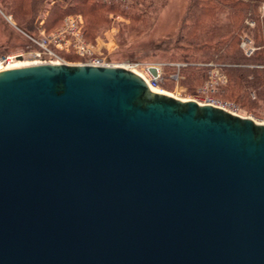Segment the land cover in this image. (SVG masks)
I'll use <instances>...</instances> for the list:
<instances>
[{"label":"water","instance_id":"95a60500","mask_svg":"<svg viewBox=\"0 0 264 264\" xmlns=\"http://www.w3.org/2000/svg\"><path fill=\"white\" fill-rule=\"evenodd\" d=\"M0 264H264V124L119 66L1 70Z\"/></svg>","mask_w":264,"mask_h":264},{"label":"rangeland","instance_id":"374dc122","mask_svg":"<svg viewBox=\"0 0 264 264\" xmlns=\"http://www.w3.org/2000/svg\"><path fill=\"white\" fill-rule=\"evenodd\" d=\"M96 1L107 5H118L119 10H138L136 12L140 14L138 15L140 19L131 20L118 12H102L101 22L96 25L95 30L91 31L86 28L83 15L78 12H68L57 24L47 29V19L53 7L67 9L70 7L69 5H72V0H42L33 13L30 26L26 27L18 24V21L6 14L0 7V53H28L35 49L30 37H37L42 33L49 35L63 30L66 17H79L82 21L81 33L91 47V56L98 57L109 65L123 67L139 74H142L146 65L157 66L160 71L159 89L170 96L203 103L205 96L202 89L207 88L208 94L214 98L236 104L241 116L250 117L256 122H263L264 102L262 100L256 106L250 107L223 93L222 89L226 85L228 87L229 84L228 75L224 73L223 69L225 64L214 59L204 61L203 58L196 57L199 54L189 57L186 52L175 49L187 0H166L162 1L163 4L155 0L150 9H147L146 4H142L139 0ZM245 21L246 29H242L236 36L237 49L242 54L239 47V36L245 34L253 40L252 34L248 30L255 27L254 22L253 26L249 27L246 26ZM254 43L256 44L255 41ZM173 52L175 54H172ZM23 61L31 63L33 56L24 54ZM55 61L75 65L79 64L81 59L70 47L68 51H59ZM133 64H137V67H133ZM249 67H253V65H249ZM191 68L203 70L205 76L190 80ZM249 96L254 99V91H250Z\"/></svg>","mask_w":264,"mask_h":264},{"label":"trees","instance_id":"16d2710c","mask_svg":"<svg viewBox=\"0 0 264 264\" xmlns=\"http://www.w3.org/2000/svg\"><path fill=\"white\" fill-rule=\"evenodd\" d=\"M139 1L150 9L155 0ZM156 1L163 4L166 0ZM41 2L42 0H0V7L18 24L26 27L30 26L33 13ZM72 2L64 10L53 7L47 19V29L57 24L68 12L83 15L86 28L91 31L101 22L102 12H118L131 20L140 19V14L136 12L138 10H119L118 5L102 4L96 0ZM262 2L264 0H187L179 28L178 44L175 46V49L186 52L189 57L199 54L196 57L203 58L204 61L214 59L225 64L223 69L228 75L229 84L222 89L223 93L250 107L256 106L260 100L264 102V68L258 67L264 65V17L258 14ZM244 20L255 23V27L248 32L252 34L257 46L261 47L251 57L244 56L237 49V33L246 29ZM202 75L205 76L203 70L191 68L190 80L200 79ZM250 91H254V99L249 96Z\"/></svg>","mask_w":264,"mask_h":264},{"label":"built area","instance_id":"2783aa9c","mask_svg":"<svg viewBox=\"0 0 264 264\" xmlns=\"http://www.w3.org/2000/svg\"><path fill=\"white\" fill-rule=\"evenodd\" d=\"M260 16L264 17V2L260 4L259 11ZM65 27L63 30L58 32L50 33L49 35H44L42 32L41 35L37 37H30L31 42L34 44L35 49L29 51L28 53L33 56L32 64H42V63H52L59 64V61H55L58 58L59 51L69 50L70 47L74 49L76 54L80 57L81 61L79 64L83 65H98V66H113L109 65L106 62L104 63L100 58L91 56V47L84 40V37L81 33V18L77 17H66L64 19ZM246 26L252 27L253 21L246 20ZM239 47L242 50L243 54L246 57H251L257 50L261 47L257 46L254 41L248 37L247 35L239 36ZM264 51V46L262 47ZM24 54H1L0 53V69L5 70L7 67L13 66L17 63L24 62L23 55ZM26 62V61H25ZM30 63V62H29ZM31 64V65H32ZM137 67V64H133V67ZM155 68L156 76H153L150 72V68ZM259 68H264V65L258 66ZM146 75L148 78V86L151 88L159 89L160 82V71L157 66L146 65L141 72ZM204 93V102L200 104H208L215 107H219V109H223L231 114L241 116L239 113V107L232 102H223L214 98V96L208 94L207 88L202 89ZM195 101V100H194ZM244 117V116H243ZM250 118V117H249ZM264 124V117L263 122Z\"/></svg>","mask_w":264,"mask_h":264},{"label":"bare ground","instance_id":"6f19581e","mask_svg":"<svg viewBox=\"0 0 264 264\" xmlns=\"http://www.w3.org/2000/svg\"><path fill=\"white\" fill-rule=\"evenodd\" d=\"M32 63H27V62H20V63H17V64H15V65H13V66H10V67H7L6 69H12V68H17V67H23V66H28V65H31ZM2 69H0V71H1ZM136 74L138 75V76H140L145 82H146V84L148 85V78L146 77V75H144V74H139V73H137L136 72ZM153 92H156V93H160V94H164V95H168V96H170L169 94H167L166 92H164V91H162V90H160V89H158V88H151V87H149ZM173 97V96H172ZM174 98H176V99H180V100H182V101H186L187 99H183V98H179V97H174ZM257 123H261V122H257ZM261 124H263V123H261Z\"/></svg>","mask_w":264,"mask_h":264}]
</instances>
